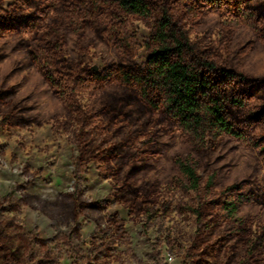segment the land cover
I'll list each match as a JSON object with an SVG mask.
<instances>
[{"label": "rangeland", "instance_id": "374dc122", "mask_svg": "<svg viewBox=\"0 0 264 264\" xmlns=\"http://www.w3.org/2000/svg\"><path fill=\"white\" fill-rule=\"evenodd\" d=\"M149 1L171 2L194 43L264 80V0L223 13ZM20 4L5 0L0 11L40 20L33 32L0 37V264H244L245 240L231 238V226H198L188 208L195 194L174 159L193 156L203 180L215 173L216 197L241 184L254 201L240 215L257 228L264 225L262 155L230 138L193 147L163 120L152 126L145 105L128 99L131 89L104 79L112 69L144 65L156 19L127 15L114 0H46L37 10ZM52 34L61 44L50 43ZM46 72L77 111L56 96ZM79 132L89 154L76 171ZM135 188L155 197L157 217L132 213L122 197Z\"/></svg>", "mask_w": 264, "mask_h": 264}, {"label": "trees", "instance_id": "16d2710c", "mask_svg": "<svg viewBox=\"0 0 264 264\" xmlns=\"http://www.w3.org/2000/svg\"><path fill=\"white\" fill-rule=\"evenodd\" d=\"M4 1L0 0V5ZM45 1L21 0L20 6L37 10ZM114 1L123 13L144 19L155 18L156 25L147 45L148 57L144 65L112 69L104 75V79L131 89L134 97L128 99L133 104L145 105L151 114L152 126L163 120L165 125L175 128L193 147H203L207 142L230 138L260 153L264 159V96H260L264 80L227 68L209 50L194 43L176 17L173 11L175 6L171 2L156 4L149 0ZM247 2L181 0L176 6H183L191 12L201 6L210 12L223 13L240 12ZM39 18L33 13L0 11V37H4L5 32L16 30L33 32L39 28ZM51 37L50 43L61 44L58 35L52 34ZM45 78L64 106L70 111H77L74 99L61 88L53 75L46 72ZM1 93L4 95L0 92V96ZM76 138L80 149L75 163L78 171L88 160L89 145L82 132ZM136 167V172L142 168ZM174 167L187 181L189 190L195 194L188 208L196 217L198 226L208 228V231L214 230L218 224L231 226V238L245 240L244 264H264V225L256 228L253 222L246 221L240 215L242 206L254 201L252 196L243 191V186L232 185L216 197L217 175L210 174L203 180L193 156H177ZM142 191L144 195H141ZM130 194L132 197L122 198L127 200L132 213L137 216L145 214L148 219L158 216L159 212L154 211L157 204L155 197L149 195L147 189L135 188ZM208 209H216L218 213H211L212 216L207 219L205 211ZM109 223L119 230L124 226L114 216L110 217Z\"/></svg>", "mask_w": 264, "mask_h": 264}]
</instances>
